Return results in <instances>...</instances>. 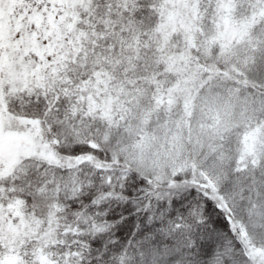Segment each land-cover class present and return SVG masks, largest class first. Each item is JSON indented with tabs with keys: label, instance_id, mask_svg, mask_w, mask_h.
Listing matches in <instances>:
<instances>
[{
	"label": "snow or ice",
	"instance_id": "obj_1",
	"mask_svg": "<svg viewBox=\"0 0 264 264\" xmlns=\"http://www.w3.org/2000/svg\"><path fill=\"white\" fill-rule=\"evenodd\" d=\"M0 264H264V0H0Z\"/></svg>",
	"mask_w": 264,
	"mask_h": 264
}]
</instances>
